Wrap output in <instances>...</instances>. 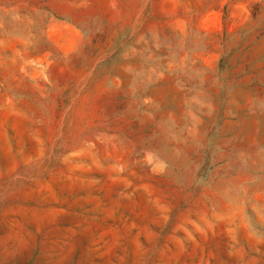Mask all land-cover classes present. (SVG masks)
Returning a JSON list of instances; mask_svg holds the SVG:
<instances>
[{"label":"rangeland","instance_id":"rangeland-1","mask_svg":"<svg viewBox=\"0 0 264 264\" xmlns=\"http://www.w3.org/2000/svg\"><path fill=\"white\" fill-rule=\"evenodd\" d=\"M0 264H264V0H0Z\"/></svg>","mask_w":264,"mask_h":264}]
</instances>
